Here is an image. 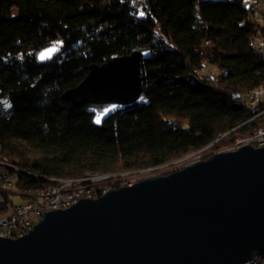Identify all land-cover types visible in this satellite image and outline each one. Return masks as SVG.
Masks as SVG:
<instances>
[{
  "label": "trees",
  "instance_id": "16d2710c",
  "mask_svg": "<svg viewBox=\"0 0 264 264\" xmlns=\"http://www.w3.org/2000/svg\"><path fill=\"white\" fill-rule=\"evenodd\" d=\"M130 3L0 0V161L40 177L17 175L19 192L47 188L52 179L166 176L222 135L200 161L264 127V117L241 126L252 117L249 92L264 88V58L251 45L264 26L246 0H146L144 18ZM52 46L59 52L40 62ZM136 48L151 51L140 67L147 106L95 126L87 106L61 99L90 66ZM205 65L224 73L200 76Z\"/></svg>",
  "mask_w": 264,
  "mask_h": 264
},
{
  "label": "water",
  "instance_id": "95a60500",
  "mask_svg": "<svg viewBox=\"0 0 264 264\" xmlns=\"http://www.w3.org/2000/svg\"><path fill=\"white\" fill-rule=\"evenodd\" d=\"M58 52L49 47L38 60ZM150 56L136 48L92 65L61 99L87 106L95 126L147 106L140 67ZM260 254L264 146L251 145L45 212L26 235L0 238V264H244Z\"/></svg>",
  "mask_w": 264,
  "mask_h": 264
},
{
  "label": "built area",
  "instance_id": "2783aa9c",
  "mask_svg": "<svg viewBox=\"0 0 264 264\" xmlns=\"http://www.w3.org/2000/svg\"><path fill=\"white\" fill-rule=\"evenodd\" d=\"M262 3L263 0H248L252 17L258 23L262 21ZM130 4L133 13L143 18L146 17L144 0H131ZM263 38L264 36H260L259 41H262ZM246 103L252 116L260 115V109H264V97H255L253 100H246ZM249 122H251V118L244 125ZM224 136L228 135H222V137ZM249 139H252L253 147H263L264 128H261L259 132H251ZM243 146H245V143L238 147H231L227 152L236 151ZM17 175L30 177L26 175L25 171L24 173H17V170H13V167L7 166V162L0 161V195H13L23 200V203L11 206L10 209L6 204L0 209V238L16 239L26 235L45 212L67 209L82 199H96L102 190L115 189L118 185L131 186L134 184L121 183L120 181L105 184L83 183L81 186H71L69 189L64 190H54V188L48 186L43 189H31V196H21L15 185ZM76 190H83V197H76ZM244 264H263V260L260 256H257Z\"/></svg>",
  "mask_w": 264,
  "mask_h": 264
},
{
  "label": "bare ground",
  "instance_id": "6f19581e",
  "mask_svg": "<svg viewBox=\"0 0 264 264\" xmlns=\"http://www.w3.org/2000/svg\"><path fill=\"white\" fill-rule=\"evenodd\" d=\"M144 2L146 5V0H144ZM248 7H249V5H248ZM259 40H260V36L252 38L251 39V45L254 47V49L257 51V53L262 58H264V38L262 39V41H259ZM259 96L264 97V88H255L252 91H250L248 96H247V100H253V99H255V97H259ZM245 108L248 111L247 103L245 104ZM260 117H264V109H260V115L252 116L251 121L256 119V118H260ZM241 126H244V123ZM261 128H264V127H258L256 129H254L252 132H259V130ZM225 135H227V134H225ZM224 137L221 136L217 141H219L220 139H222ZM243 143H245V146L246 145L252 146V139H249V135L246 138L238 139L232 146L221 149L219 151V153L227 152L228 150H230L231 147H238V146H241V144H243ZM211 145H209L208 147H210ZM208 147H206V148H208ZM206 148H204V149H206ZM7 166L13 167V170H17V173H24V170H22L21 168L15 166L13 164L7 163ZM26 175H28L34 179H40V177L32 175L28 172H26ZM121 176H123V175H89V176H84V177L76 178V179H52V180H49L48 182H49V184L50 183L52 184L49 186L50 188H54V190H64V189H69V187H71V186H81L83 183H98V184L113 183V182L117 181L116 178L121 177ZM107 191L108 190H102L99 197ZM19 194H21V196H31V189H27V190H24L22 192H19ZM76 197H83V190H76Z\"/></svg>",
  "mask_w": 264,
  "mask_h": 264
},
{
  "label": "rangeland",
  "instance_id": "374dc122",
  "mask_svg": "<svg viewBox=\"0 0 264 264\" xmlns=\"http://www.w3.org/2000/svg\"><path fill=\"white\" fill-rule=\"evenodd\" d=\"M260 24L262 26H264V17H262V21L260 22ZM223 73H224L223 71L217 69L214 66L205 65L204 69L200 73V76H203V77H206V78H214V77L222 75ZM216 143L212 144L210 147H212ZM210 147H208V148H206V149H204L202 151H205V150L209 149ZM202 151H200V152H202ZM200 152H197V153L192 154L191 156L187 157L186 159H184L183 161H181L180 163L175 165V167H173L172 170L181 169V168L189 166V165H191V164H193L195 162L200 161V159L203 157V155L199 154ZM131 174H135V173H131ZM131 174L128 173V175H131ZM144 178H148V177L141 176V175L133 176L126 183H135L134 182L135 180H140V179H144ZM21 203H23V200L18 199V198H16L13 195H8V201L5 202L3 196L0 195V207H4L5 204H6L8 206V208L10 209L11 206H16V205H19ZM2 213H4V212H2ZM0 214H1V210H0ZM263 264H264V260H263Z\"/></svg>",
  "mask_w": 264,
  "mask_h": 264
},
{
  "label": "snow or ice",
  "instance_id": "6c2138e0",
  "mask_svg": "<svg viewBox=\"0 0 264 264\" xmlns=\"http://www.w3.org/2000/svg\"><path fill=\"white\" fill-rule=\"evenodd\" d=\"M97 123H99V120L97 121Z\"/></svg>",
  "mask_w": 264,
  "mask_h": 264
},
{
  "label": "crops",
  "instance_id": "0c3cea01",
  "mask_svg": "<svg viewBox=\"0 0 264 264\" xmlns=\"http://www.w3.org/2000/svg\"><path fill=\"white\" fill-rule=\"evenodd\" d=\"M248 2V0H246Z\"/></svg>",
  "mask_w": 264,
  "mask_h": 264
}]
</instances>
